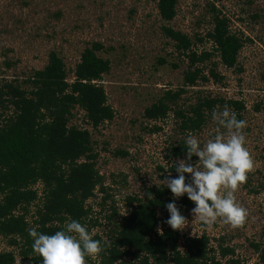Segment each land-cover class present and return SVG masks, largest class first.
<instances>
[{
    "label": "rangeland",
    "instance_id": "obj_1",
    "mask_svg": "<svg viewBox=\"0 0 264 264\" xmlns=\"http://www.w3.org/2000/svg\"><path fill=\"white\" fill-rule=\"evenodd\" d=\"M157 2L0 0V86L13 83L31 90L26 80L47 65L51 52L63 60L67 80L71 82L72 71L83 50L92 43L102 45L97 55L110 62V71L99 84L105 90L114 117L93 129L86 123L84 112L74 108L69 126L87 129L98 154L96 169L106 193L97 187L95 195L87 201L90 218L98 221L96 226H87L93 236L98 234L106 241L111 228L107 218L113 209L117 211L114 218L121 219L128 214V198L142 197L146 188L166 186L165 179L174 177L169 168L178 159L166 156L171 144L185 138L172 112L158 121H148L143 116L144 109L166 90L183 87L188 66L187 60L175 52L173 42L163 35L162 27L169 26L186 34L193 41V50L212 53L213 46L205 36L213 27L211 6H214L230 21L231 32L244 42L237 65L226 68L214 54L199 67L208 75L212 64L218 63L216 71L223 77L222 81H199L194 87H185L186 93L177 107L187 111L203 97L244 103L242 118L247 121L246 142L254 167L235 195L247 209V217L237 225L223 219L204 225L190 211L185 215L188 223L178 229V244L184 252L187 239L206 235L217 252L218 245L234 250L225 259L216 254L221 264L230 259L240 264H260L259 256L264 249V0H178L176 16L168 23L160 18ZM11 112L5 110L3 117ZM154 127L160 130L155 131ZM215 130L216 122L209 114L202 129L193 134L203 144ZM197 159L195 156L193 162ZM34 189L41 196V184H36ZM104 197L105 203L101 205ZM39 204L37 201L29 207L30 225ZM10 251L19 264L18 249L0 237V253ZM90 257L95 260L96 255ZM126 261L137 263L129 257Z\"/></svg>",
    "mask_w": 264,
    "mask_h": 264
},
{
    "label": "trees",
    "instance_id": "obj_2",
    "mask_svg": "<svg viewBox=\"0 0 264 264\" xmlns=\"http://www.w3.org/2000/svg\"><path fill=\"white\" fill-rule=\"evenodd\" d=\"M177 2L158 0V14L164 22H171L176 16ZM211 11L213 27L205 39L212 44V53L193 50V41L186 34L169 26L162 27L163 35L173 42L175 52L187 60L188 66L183 87L176 91L166 90L144 109L143 116L148 121L165 119L172 112L179 123V131L185 136L187 130L193 133L201 130L214 107L222 108L227 103L236 110L239 119H243L245 110L242 101L216 97L198 98L187 111L177 107L186 93L185 87H194L199 81H222L223 77L216 71L218 63L212 64L208 75L199 67L214 54L226 68L237 65L244 42L231 32L228 18L214 6ZM102 49L101 44L92 43L83 50L72 71L71 82L67 80L63 60L51 52L47 65L26 80L31 90L13 83L0 86V237L6 238L10 247L18 249L19 264H39L41 260L32 250L29 227L38 226V231L51 234L69 217L84 224L98 225L97 220L90 218L91 208L86 204L97 187L101 193H106L96 169L98 154L89 131L69 126V122L74 108L84 112L86 123L93 129L114 117L105 90L99 84L103 75L110 71V62L97 55ZM5 110L12 112L4 118ZM154 130L160 128L154 127ZM184 147V139L171 144L166 157L186 158ZM169 171L174 177L178 175L173 164ZM36 184L42 186L41 196L34 189ZM173 198L167 186H152L145 189L142 197L128 198L129 211L121 219L114 218L117 211L113 209L107 218L108 227L111 226L107 243L95 260L87 257V264H131L126 261L128 257L137 260L136 264H221L220 259L234 254L233 249L221 245L217 252L206 235L187 239L182 252L178 244L179 230L166 222L170 215L166 203ZM105 200L104 197L101 205ZM37 201L40 204L30 225L27 221L29 207ZM176 203L183 215L194 206L187 194L177 198ZM88 229L90 231V227ZM93 238L102 240L98 234ZM259 263L264 264V249ZM0 264H16V255L11 251L0 253ZM225 264L240 262L230 259Z\"/></svg>",
    "mask_w": 264,
    "mask_h": 264
},
{
    "label": "clouds",
    "instance_id": "obj_3",
    "mask_svg": "<svg viewBox=\"0 0 264 264\" xmlns=\"http://www.w3.org/2000/svg\"><path fill=\"white\" fill-rule=\"evenodd\" d=\"M211 118L216 122L214 134L202 144L187 130L186 158L173 161L178 175L165 179L174 196L166 203L170 213L166 222L173 229H183L188 223L176 203L184 194L194 202L191 208L194 219L204 225L218 219L237 225L247 217V209L235 195L254 167L246 142L247 121L239 119L236 110L227 103L222 108L214 107ZM193 155L198 157L195 162ZM27 231L33 241V252L41 257L39 264H87V257L99 254L107 243L94 239L87 224L70 217L51 234L38 231V226L29 227Z\"/></svg>",
    "mask_w": 264,
    "mask_h": 264
}]
</instances>
